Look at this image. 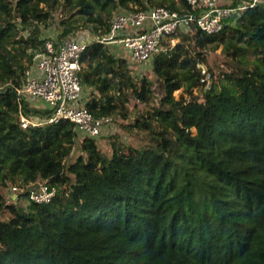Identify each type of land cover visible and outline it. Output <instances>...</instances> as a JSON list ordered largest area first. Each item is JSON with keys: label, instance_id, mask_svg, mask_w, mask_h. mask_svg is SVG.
Returning a JSON list of instances; mask_svg holds the SVG:
<instances>
[{"label": "trees", "instance_id": "trees-1", "mask_svg": "<svg viewBox=\"0 0 264 264\" xmlns=\"http://www.w3.org/2000/svg\"><path fill=\"white\" fill-rule=\"evenodd\" d=\"M131 4L188 6L0 0V264H264L263 2L231 16L217 33H184L154 55L164 92L134 123L145 133L143 146L115 138L106 154L99 138L81 139L69 120L22 127L16 88L33 62L30 50L45 48L42 26L54 12L65 15L59 43L82 27L107 33L115 11ZM222 44L226 69L216 64L218 75L201 83L206 51ZM117 52L116 44L94 41L82 54L86 106L95 116L126 117L130 96L144 104L155 98L152 80L135 78ZM24 111L47 113L27 103ZM41 181L58 187L51 202L21 207L2 192Z\"/></svg>", "mask_w": 264, "mask_h": 264}, {"label": "built area", "instance_id": "built-area-1", "mask_svg": "<svg viewBox=\"0 0 264 264\" xmlns=\"http://www.w3.org/2000/svg\"><path fill=\"white\" fill-rule=\"evenodd\" d=\"M259 2L264 3V0H187L188 6L183 11L147 4L146 8L137 6L117 13L107 33L100 35L92 30V40L85 39L87 32L78 30L73 32L75 36H68L59 43L47 38L45 48L34 50L33 64L16 88L22 127L69 120L81 139L85 136L101 139L112 134L115 118L112 115L95 116L86 101H82L81 57L89 44L94 41L116 44L121 52L127 51L134 64L147 63L159 51L174 47L182 34L196 30L217 33L231 16ZM199 68L200 82L210 83L213 72L201 64ZM26 103L47 113L26 114ZM25 191L24 186L14 185L6 197L15 204L22 199L27 204L48 203L57 194L58 187L41 181L22 197L20 194Z\"/></svg>", "mask_w": 264, "mask_h": 264}, {"label": "rangeland", "instance_id": "rangeland-1", "mask_svg": "<svg viewBox=\"0 0 264 264\" xmlns=\"http://www.w3.org/2000/svg\"><path fill=\"white\" fill-rule=\"evenodd\" d=\"M131 6H133V8L137 7L136 5L131 4ZM61 10V11H60ZM58 9L57 11L54 12V18L51 19L49 21V26L45 27L42 26L43 29L45 28L48 31V39H54L56 40L57 34L61 32L60 30V18L62 17V15H64V11L62 9ZM123 11H129L123 8L118 9L117 11H115L116 15L119 12H123ZM65 16V15H64ZM89 30V31H88ZM78 31H83V32H87L85 33V39L86 40H92V29H90L89 27H82L81 29H79ZM26 33V32H23ZM70 37L75 36L73 33L69 35ZM68 38V37H67ZM114 45V44H111ZM223 44L219 45L217 48H209L206 51V57H207V61H204V63H202L201 65L206 66L207 68H209L212 72L213 75H218V72L220 70V67H218L216 64L220 65L222 68L226 69V62L225 60L227 59V54L224 53L223 51ZM113 48H115L113 46ZM32 53L31 55H33L32 50H30ZM118 55H122L123 57H125L128 60V63L130 65L131 68V73L132 75H134L135 78H138L140 75L145 74L149 79L152 80L153 82V88H154V92H155V98L152 101V104H144L139 102L137 99H135L134 97L130 96L129 97V101L127 102V107H128V111H127V115L126 117H122L121 115H117V114H113L114 118H115V123L113 125V133L110 134L112 136H106L103 137L101 139H99V145L101 147V149L104 151V153L106 154H111L112 152V141L115 138H119L124 145H134V146H143L146 143V138H145V133L139 128V126H134V123H137V119L142 120L144 117H147L149 114V111L152 109L153 104L158 103L159 98L163 95L164 89H163V85H162V80L157 77V75L153 72L152 69V61H148L147 63H142V64H134L133 62H131L129 54L127 53V51H125L124 53L122 52H117ZM32 57V56H31ZM250 59H254L253 55H249ZM33 64V63H32ZM31 64V66H32ZM30 66V67H31ZM228 68H230L228 66ZM88 92L86 88H84V92H83V96H82V101L85 102L88 99ZM182 93V90H176L174 92L175 96L177 98L180 97ZM195 94L198 93V90H196L194 92ZM39 104H41V101H38ZM133 123V126L129 127L128 125ZM81 148H80V144L79 142L76 144L75 148L73 149L72 153H71V159L75 160L76 157L80 154ZM17 185V184H13V185H8V186H3L2 187V192L6 193V196L9 194V191L11 189L12 186ZM18 186V185H17ZM25 201V199H24ZM23 199L20 200V202H18L17 205L21 206V207H26L27 208V202H24Z\"/></svg>", "mask_w": 264, "mask_h": 264}]
</instances>
